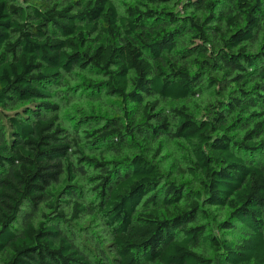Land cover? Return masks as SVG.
<instances>
[{"label":"trees","instance_id":"16d2710c","mask_svg":"<svg viewBox=\"0 0 264 264\" xmlns=\"http://www.w3.org/2000/svg\"><path fill=\"white\" fill-rule=\"evenodd\" d=\"M0 264H264V0H0Z\"/></svg>","mask_w":264,"mask_h":264},{"label":"rangeland","instance_id":"374dc122","mask_svg":"<svg viewBox=\"0 0 264 264\" xmlns=\"http://www.w3.org/2000/svg\"><path fill=\"white\" fill-rule=\"evenodd\" d=\"M76 98H78V97L76 96Z\"/></svg>","mask_w":264,"mask_h":264}]
</instances>
